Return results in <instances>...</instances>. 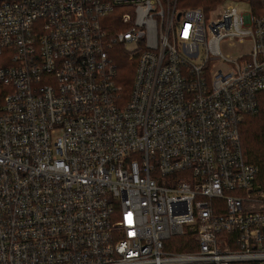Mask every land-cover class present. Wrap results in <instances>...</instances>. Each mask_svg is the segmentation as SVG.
<instances>
[{
    "label": "built area",
    "instance_id": "obj_1",
    "mask_svg": "<svg viewBox=\"0 0 264 264\" xmlns=\"http://www.w3.org/2000/svg\"><path fill=\"white\" fill-rule=\"evenodd\" d=\"M261 102L250 10L0 0V264H264V183L240 141ZM186 234L193 250L169 249Z\"/></svg>",
    "mask_w": 264,
    "mask_h": 264
},
{
    "label": "trees",
    "instance_id": "obj_2",
    "mask_svg": "<svg viewBox=\"0 0 264 264\" xmlns=\"http://www.w3.org/2000/svg\"><path fill=\"white\" fill-rule=\"evenodd\" d=\"M224 0H177L179 7H199L208 12ZM233 1V0H226ZM238 1V0H236ZM248 3L249 10L256 16H264V0H243ZM122 57H115L118 65L117 82L122 86L125 95L129 93L133 79L135 61L129 60L125 51L121 50ZM132 74V75H131ZM129 77L131 78L129 80ZM240 141L246 162L258 168V179L264 183V107L259 105L255 112L244 115L240 125ZM173 238V237H172ZM171 238V239H172ZM175 251H191L193 247L187 241L194 237L191 234L175 236Z\"/></svg>",
    "mask_w": 264,
    "mask_h": 264
},
{
    "label": "rangeland",
    "instance_id": "obj_3",
    "mask_svg": "<svg viewBox=\"0 0 264 264\" xmlns=\"http://www.w3.org/2000/svg\"><path fill=\"white\" fill-rule=\"evenodd\" d=\"M223 3H229V4H233L239 11H249V5H248V3L247 2H245V1H243V0H238V1H236V0H233V1H226V0H224V2L222 1L221 3H219V4H217L216 6H214L213 8H211V9H214V8H216V7H218L219 5H221V4H223ZM179 8H184V7H179ZM222 51H223V53H228L229 55H230V57H233L238 51H239V47L236 45V46H234V47H222ZM120 56V58L122 57V53H120V54H115V56H114V59H115V57H119ZM132 75V74H131ZM131 78L129 77V80H130ZM131 83H132V81H131ZM264 103L263 102H261V106L263 105ZM175 236H173V238H174ZM170 239L169 240V243H171V244H173V245H175L176 244V241L174 240V239ZM190 242H191V239H189L188 241H187V243L188 244H190ZM170 250H172V248H169Z\"/></svg>",
    "mask_w": 264,
    "mask_h": 264
}]
</instances>
